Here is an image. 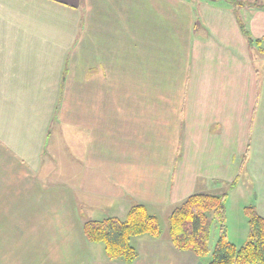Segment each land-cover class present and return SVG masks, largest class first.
<instances>
[{"label":"crops","instance_id":"0c3cea01","mask_svg":"<svg viewBox=\"0 0 264 264\" xmlns=\"http://www.w3.org/2000/svg\"><path fill=\"white\" fill-rule=\"evenodd\" d=\"M240 1L0 0L12 264L209 263L169 225L134 237L131 263L87 239V220L137 203L160 220L195 193H227L228 236L230 213L264 217V0Z\"/></svg>","mask_w":264,"mask_h":264},{"label":"trees","instance_id":"16d2710c","mask_svg":"<svg viewBox=\"0 0 264 264\" xmlns=\"http://www.w3.org/2000/svg\"><path fill=\"white\" fill-rule=\"evenodd\" d=\"M227 1L235 6L243 4L240 0ZM240 26L251 44L259 42L253 39L241 19ZM226 197L227 193H195L177 205L169 216L171 241L177 248L192 251L199 257L210 254L208 264H264V217L254 205L244 208L249 234L246 242L237 246L229 239L226 228ZM209 218L218 220L221 225V234L212 251ZM84 232L90 242L104 245L108 259L131 263L138 256L132 239L142 235L157 238L162 229L158 216L150 213L146 205L137 203L131 206L125 219L87 220Z\"/></svg>","mask_w":264,"mask_h":264},{"label":"rangeland","instance_id":"374dc122","mask_svg":"<svg viewBox=\"0 0 264 264\" xmlns=\"http://www.w3.org/2000/svg\"><path fill=\"white\" fill-rule=\"evenodd\" d=\"M165 215L166 214H160V225H161V229L163 230L166 228V225H169V214L168 216H165ZM97 217H103V216L98 215ZM239 217L242 218L241 220H243V222L241 223L243 225L238 223ZM230 224H231L230 225L231 232H229V236H230L229 239L231 238L230 240L233 241L237 246L243 245L246 242L248 238V233H249V224H248L247 216H245V214H241L238 216L234 213H230ZM220 227L221 225L218 222V220L209 218L208 230H209V236H210L209 244H210L211 251L215 247L216 242L221 234ZM226 228L228 232V227L226 226ZM13 234L14 232L0 231V264H10L11 261L13 262L17 259L18 260L20 259L19 257H15L16 251L20 249L16 248L15 247L16 242L12 241ZM25 264L27 263L25 262Z\"/></svg>","mask_w":264,"mask_h":264}]
</instances>
